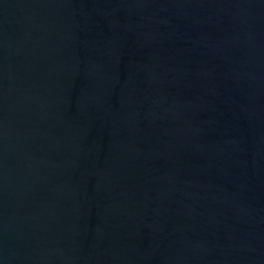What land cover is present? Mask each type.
<instances>
[{
  "label": "water",
  "instance_id": "water-1",
  "mask_svg": "<svg viewBox=\"0 0 264 264\" xmlns=\"http://www.w3.org/2000/svg\"><path fill=\"white\" fill-rule=\"evenodd\" d=\"M0 264H264V0H0Z\"/></svg>",
  "mask_w": 264,
  "mask_h": 264
}]
</instances>
